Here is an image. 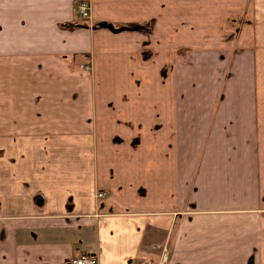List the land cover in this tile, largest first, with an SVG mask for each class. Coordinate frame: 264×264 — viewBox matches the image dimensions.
I'll list each match as a JSON object with an SVG mask.
<instances>
[{"label":"crops","instance_id":"1","mask_svg":"<svg viewBox=\"0 0 264 264\" xmlns=\"http://www.w3.org/2000/svg\"><path fill=\"white\" fill-rule=\"evenodd\" d=\"M80 1L0 0V264H264V0Z\"/></svg>","mask_w":264,"mask_h":264},{"label":"built area","instance_id":"2","mask_svg":"<svg viewBox=\"0 0 264 264\" xmlns=\"http://www.w3.org/2000/svg\"><path fill=\"white\" fill-rule=\"evenodd\" d=\"M78 10L81 17L87 19L90 15V6L85 0L78 5ZM167 261V254L162 255L160 261H155L151 258L141 257L136 264H164ZM69 264H97V259L90 254H81L78 257L72 258Z\"/></svg>","mask_w":264,"mask_h":264},{"label":"rangeland","instance_id":"3","mask_svg":"<svg viewBox=\"0 0 264 264\" xmlns=\"http://www.w3.org/2000/svg\"><path fill=\"white\" fill-rule=\"evenodd\" d=\"M81 2H83V1L78 2L77 5H76L77 14H78L80 17H81V15H80V12H79V10H78V5H79ZM85 2H87V3L89 4V6H90L89 1H86V0H85ZM90 7H91V6H90ZM90 12H91V11H90ZM89 17H91V16L89 15ZM81 18H82L83 20H85V22L90 20V18H87V19H85V18H83V17H81ZM108 25L111 26V24H108ZM98 27H103V26H100V25H99ZM104 27H105V26H104ZM111 27H112V26H111ZM123 29H128V28L123 27ZM113 30L117 31V30H121V29H117V30H116V29L113 28ZM84 68H87V69H88V68H89V65H85Z\"/></svg>","mask_w":264,"mask_h":264},{"label":"water","instance_id":"4","mask_svg":"<svg viewBox=\"0 0 264 264\" xmlns=\"http://www.w3.org/2000/svg\"><path fill=\"white\" fill-rule=\"evenodd\" d=\"M100 26H107V27H109V28H111L113 30V28L110 25H108L107 23H105V22L101 23Z\"/></svg>","mask_w":264,"mask_h":264}]
</instances>
